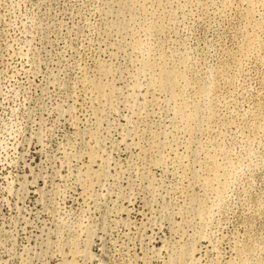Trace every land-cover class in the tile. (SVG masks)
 Wrapping results in <instances>:
<instances>
[{
    "label": "rangeland",
    "instance_id": "374dc122",
    "mask_svg": "<svg viewBox=\"0 0 264 264\" xmlns=\"http://www.w3.org/2000/svg\"><path fill=\"white\" fill-rule=\"evenodd\" d=\"M0 264H264V0H0Z\"/></svg>",
    "mask_w": 264,
    "mask_h": 264
}]
</instances>
